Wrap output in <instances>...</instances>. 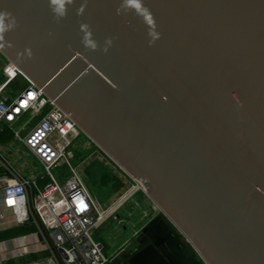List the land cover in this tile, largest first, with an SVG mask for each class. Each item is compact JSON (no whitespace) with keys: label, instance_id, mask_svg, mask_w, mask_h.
Returning <instances> with one entry per match:
<instances>
[{"label":"water","instance_id":"1","mask_svg":"<svg viewBox=\"0 0 264 264\" xmlns=\"http://www.w3.org/2000/svg\"><path fill=\"white\" fill-rule=\"evenodd\" d=\"M0 51L158 206L127 264H264V0H0Z\"/></svg>","mask_w":264,"mask_h":264},{"label":"built area","instance_id":"2","mask_svg":"<svg viewBox=\"0 0 264 264\" xmlns=\"http://www.w3.org/2000/svg\"><path fill=\"white\" fill-rule=\"evenodd\" d=\"M6 74L9 80L23 75L13 63ZM27 80L28 86L18 96L10 98L3 92L0 94V136L4 124L12 125L26 111L31 112L32 119L39 117L23 141L43 164L44 175L49 181L39 188L36 179L6 177L0 186L4 206L14 212L18 222H24L29 219L30 201L32 211L50 230L54 247L66 264H108L126 246L107 255L103 242L93 237V230L115 215L126 200L144 188L132 178L131 186L120 199L110 208H103L72 164L75 157L73 146L82 130L42 87ZM13 130L15 136L20 137V129ZM63 167L64 171L59 169ZM34 187L37 192L30 195L29 189ZM18 254L22 255L23 251ZM0 264H3L2 258ZM50 264L56 262L52 260Z\"/></svg>","mask_w":264,"mask_h":264},{"label":"crops","instance_id":"3","mask_svg":"<svg viewBox=\"0 0 264 264\" xmlns=\"http://www.w3.org/2000/svg\"><path fill=\"white\" fill-rule=\"evenodd\" d=\"M10 65V60L0 51V94L3 92L13 98L25 90L28 82L19 75L9 80L6 70ZM31 117L30 111L21 114L12 125H9L10 135L5 134L0 138V186L6 177H22L36 179L38 187H43L44 166L23 141V137L30 132L39 119V117L33 119ZM13 128L20 129V137L15 136ZM38 164H41L43 169ZM128 182L130 187L131 181ZM29 191L31 195L36 193L37 189L34 187L33 189L30 188ZM146 202L148 205L151 203L150 200H146ZM30 222L34 224L33 230L16 236L0 238V258L3 259V264H50L52 260L56 264H66L60 252L54 247L50 230L44 226L35 212L32 214L29 209V219L18 222L14 212L4 206L0 187V232ZM6 248L11 250L8 251ZM51 249L55 251L58 260L54 258ZM19 251H23V254L19 255ZM114 261L116 260L114 259Z\"/></svg>","mask_w":264,"mask_h":264},{"label":"rangeland","instance_id":"4","mask_svg":"<svg viewBox=\"0 0 264 264\" xmlns=\"http://www.w3.org/2000/svg\"><path fill=\"white\" fill-rule=\"evenodd\" d=\"M88 138L82 132L76 139L73 146L75 157L72 159V164L77 168L92 196L103 208L108 209L120 199L129 184L123 179L124 176L113 163L114 161L110 160L99 146L93 141L90 142ZM38 165L43 169L41 164ZM59 169L65 170L64 167ZM146 200H150L151 206ZM116 212L115 215L108 217L100 227L93 230V237L103 242L107 255L116 253L123 246H128L133 242L123 254H119L116 261L111 263L127 264L126 253L138 247L135 241L136 236L160 210L141 188Z\"/></svg>","mask_w":264,"mask_h":264},{"label":"trees","instance_id":"5","mask_svg":"<svg viewBox=\"0 0 264 264\" xmlns=\"http://www.w3.org/2000/svg\"><path fill=\"white\" fill-rule=\"evenodd\" d=\"M22 79L26 80L28 82V80L23 76V75H19ZM10 135V127H9V124H4L3 125V130L1 132V137H3V135ZM111 160V159H110ZM113 162V161H112ZM118 168L119 170L122 172L123 174V179L129 183L128 181H131L132 178L127 175L115 162H113ZM49 181V178L48 177H44V180L42 181L43 183V186L45 185V183H47ZM129 187V186H128ZM34 229V224L33 223H29V224H26V225H22V226H17V227H14V228H11V229H8V230H4V231H1L0 232V238H5V237H11V236H16V235H19V234H22V233H26V232H29L31 230ZM188 245L190 246V244L188 243ZM190 248L193 250V248L190 246ZM194 253H196L194 250H193ZM123 254V253H122ZM121 254V255H122ZM120 255V256H121ZM197 255V254H196ZM129 255L126 253V257H128ZM198 256V255H197ZM119 258V256H117L115 258V260H117ZM201 260V259H200ZM114 261V260H113ZM203 262V261H202ZM204 264V263H203Z\"/></svg>","mask_w":264,"mask_h":264},{"label":"bare ground","instance_id":"6","mask_svg":"<svg viewBox=\"0 0 264 264\" xmlns=\"http://www.w3.org/2000/svg\"><path fill=\"white\" fill-rule=\"evenodd\" d=\"M137 181L143 186V184L139 180H137ZM143 188H144V186H143Z\"/></svg>","mask_w":264,"mask_h":264},{"label":"flooded vegetation","instance_id":"7","mask_svg":"<svg viewBox=\"0 0 264 264\" xmlns=\"http://www.w3.org/2000/svg\"><path fill=\"white\" fill-rule=\"evenodd\" d=\"M139 245V244H138Z\"/></svg>","mask_w":264,"mask_h":264}]
</instances>
